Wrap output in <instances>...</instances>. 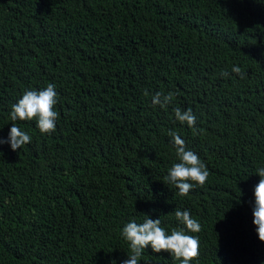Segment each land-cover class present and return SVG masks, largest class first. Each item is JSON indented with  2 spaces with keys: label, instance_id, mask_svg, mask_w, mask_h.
Wrapping results in <instances>:
<instances>
[{
  "label": "trees",
  "instance_id": "16d2710c",
  "mask_svg": "<svg viewBox=\"0 0 264 264\" xmlns=\"http://www.w3.org/2000/svg\"><path fill=\"white\" fill-rule=\"evenodd\" d=\"M49 83L54 132L10 119L26 90ZM157 92L173 100L154 106ZM177 107L192 109L196 130ZM12 123L32 140L0 145V264H123V227L148 216L170 235L184 228L176 209L201 225L185 229L199 239L198 264H264L252 214L264 0H0V140ZM169 131L210 173L185 197L166 179L179 162ZM138 264L181 261L149 246Z\"/></svg>",
  "mask_w": 264,
  "mask_h": 264
},
{
  "label": "clouds",
  "instance_id": "9594fccd",
  "mask_svg": "<svg viewBox=\"0 0 264 264\" xmlns=\"http://www.w3.org/2000/svg\"><path fill=\"white\" fill-rule=\"evenodd\" d=\"M232 72L243 78L244 73L240 67L234 66ZM227 72H222L221 76H228ZM147 95V93H145ZM174 93L167 95L157 92L152 96V104L166 107L173 100ZM57 104V92L55 85L49 83L45 89L26 90L22 98L12 106L10 119L12 121H31L36 120V127L41 134H51L55 131L58 112L55 111ZM175 118L181 124H187L189 128L195 129L196 116L191 108L182 111L179 107L174 109ZM172 142L175 147L178 163H174L168 170L166 179L169 184L177 188L178 195L185 197L194 187H203L210 173L199 156L187 150L185 141L175 131H169ZM31 136L22 131L16 123H12L7 140H0V145L9 144L12 151L22 149L23 146L31 143ZM260 177L259 183L254 189V206L252 210L253 225L259 240L264 243V167L257 170ZM146 216V215H144ZM176 219L184 225V228L173 229L170 235H167L162 228L160 219H151L146 216L142 223L135 220L128 222L122 230V237L129 243L130 254L123 261V264H138L139 258L145 252L146 248L151 247L154 253L162 251L169 252L172 257L181 261V264H191L199 258V239L197 236L188 235L185 229L192 233L201 231L200 223L192 218L187 210H175ZM115 264V261L112 262Z\"/></svg>",
  "mask_w": 264,
  "mask_h": 264
}]
</instances>
